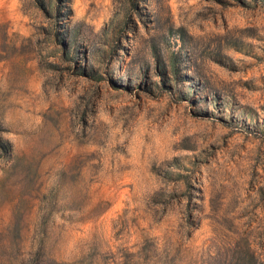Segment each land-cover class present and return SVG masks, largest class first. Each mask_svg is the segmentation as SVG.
I'll list each match as a JSON object with an SVG mask.
<instances>
[{
	"label": "rangeland",
	"instance_id": "obj_1",
	"mask_svg": "<svg viewBox=\"0 0 264 264\" xmlns=\"http://www.w3.org/2000/svg\"><path fill=\"white\" fill-rule=\"evenodd\" d=\"M0 264H264V0H0Z\"/></svg>",
	"mask_w": 264,
	"mask_h": 264
}]
</instances>
